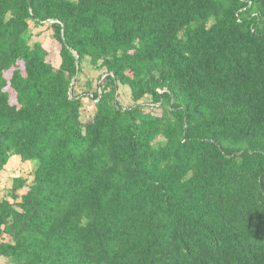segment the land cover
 Wrapping results in <instances>:
<instances>
[{
    "label": "trees",
    "instance_id": "obj_1",
    "mask_svg": "<svg viewBox=\"0 0 264 264\" xmlns=\"http://www.w3.org/2000/svg\"><path fill=\"white\" fill-rule=\"evenodd\" d=\"M16 155L0 264H264V0H0V181Z\"/></svg>",
    "mask_w": 264,
    "mask_h": 264
},
{
    "label": "rangeland",
    "instance_id": "obj_2",
    "mask_svg": "<svg viewBox=\"0 0 264 264\" xmlns=\"http://www.w3.org/2000/svg\"><path fill=\"white\" fill-rule=\"evenodd\" d=\"M33 37L30 41L31 44L40 43L42 48L46 50L48 55V61L52 63L56 68L60 65V42L56 38V33L52 27V22H46L40 27H36L34 23H31ZM19 65L24 69V63L19 62ZM102 73L101 70L95 69L88 60L84 62V71L79 75V82L75 86V92L77 94H82L85 90L88 89V82L92 81L93 88L96 89L98 83L100 82L99 76ZM12 70L6 72V76L10 79ZM7 90L10 92L11 102L17 103L16 92L10 87H7ZM120 98L119 100L125 106L134 104V101L131 97V92L129 87H121L119 90ZM143 99L140 101L142 102ZM147 102V101H146ZM83 109L81 123L83 127H86L90 122H92L94 114L96 112V101L94 98L86 95L83 97ZM152 110L154 114L161 115L162 110L159 107L147 108ZM33 169L34 165L32 162H24L20 156H13L6 167V172H4V177L0 181V199L7 198L12 200L10 197L9 191L12 183V178L15 176H22L27 178L28 182L33 180ZM27 188H24L19 191L20 194L25 193ZM21 196V195H20ZM20 200V198H19ZM0 262L8 263V260L4 257H0Z\"/></svg>",
    "mask_w": 264,
    "mask_h": 264
},
{
    "label": "water",
    "instance_id": "obj_3",
    "mask_svg": "<svg viewBox=\"0 0 264 264\" xmlns=\"http://www.w3.org/2000/svg\"><path fill=\"white\" fill-rule=\"evenodd\" d=\"M102 79H103V78H102ZM102 79H101V80H102Z\"/></svg>",
    "mask_w": 264,
    "mask_h": 264
}]
</instances>
